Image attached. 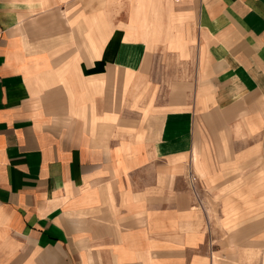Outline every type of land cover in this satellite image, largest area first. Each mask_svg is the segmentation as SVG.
Masks as SVG:
<instances>
[{
    "label": "crops",
    "instance_id": "1",
    "mask_svg": "<svg viewBox=\"0 0 264 264\" xmlns=\"http://www.w3.org/2000/svg\"><path fill=\"white\" fill-rule=\"evenodd\" d=\"M261 106L264 0H0V264H264L261 168L216 220L189 179Z\"/></svg>",
    "mask_w": 264,
    "mask_h": 264
},
{
    "label": "rangeland",
    "instance_id": "2",
    "mask_svg": "<svg viewBox=\"0 0 264 264\" xmlns=\"http://www.w3.org/2000/svg\"><path fill=\"white\" fill-rule=\"evenodd\" d=\"M166 61L170 62L168 60ZM167 72L168 69L164 73L162 70L161 74L165 75ZM180 72L181 74L183 73L182 70ZM168 80L167 78L165 79L166 83H168ZM139 88L140 86L134 87V103L140 101V95H137L140 90ZM138 112L141 113V111ZM260 115V132L255 137L256 146L254 152L251 150L248 153L247 148L253 141L250 140L243 144H238L234 141L242 134V128L238 127L236 123L232 128H222L220 125H214L216 121L212 119L213 116L202 113L198 115L195 127V146L197 150L194 153L197 155L198 162L201 165L202 174H199L200 172L194 166L195 170L190 173L189 179L195 199L213 205L214 220L219 218L217 211L220 201L222 199L236 198L238 184L244 182L242 175L235 174L238 167H260L261 171L264 172V106L260 108ZM244 150L246 153L243 157L239 154ZM195 160L196 158H194L196 165ZM204 167L211 173L206 175L204 172L206 169ZM262 178L264 179V176ZM197 184H199L198 187ZM200 184H203L204 187ZM215 226L217 227V225ZM215 231L219 233V227Z\"/></svg>",
    "mask_w": 264,
    "mask_h": 264
}]
</instances>
